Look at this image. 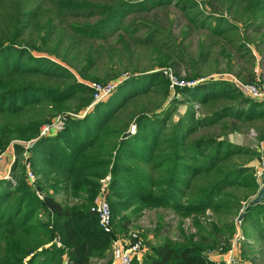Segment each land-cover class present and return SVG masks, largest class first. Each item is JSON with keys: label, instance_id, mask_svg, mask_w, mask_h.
I'll return each instance as SVG.
<instances>
[{"label": "trees", "instance_id": "16d2710c", "mask_svg": "<svg viewBox=\"0 0 264 264\" xmlns=\"http://www.w3.org/2000/svg\"><path fill=\"white\" fill-rule=\"evenodd\" d=\"M230 2V10L237 6L234 9L237 14L242 7L248 12L244 20V23L249 21L248 26L264 16V0ZM173 4L194 21L191 16L194 7H198L197 0H109L103 4L59 0L58 10L98 9L100 19L74 24V30L83 38L104 39L111 31L119 30L129 15ZM30 5L31 0H0V11L6 15L2 14L3 28L10 33L0 36V118L6 119L0 125V153L16 141L38 139L42 127L59 113L87 112L93 103V91L79 81L78 75L82 80L106 83L119 78L113 58L110 73H106L107 81L91 75L93 69L99 68L98 55L89 52L82 59L85 62L81 67L75 65L73 58L78 53L68 58L71 45L63 49L65 57L61 58L70 65L53 60L50 57L60 56L57 53L60 39L48 52L49 57L34 55L33 51L43 53L53 36V19L44 25L42 46L22 42L24 28L36 14ZM201 24H207L214 36L229 43L232 36L239 35L238 25L224 15L209 24L206 19L202 20ZM143 26L145 31L137 28L136 32H143L141 38L152 39L157 31ZM119 37L124 42V36ZM111 54L108 52L109 57ZM206 54L202 46L198 59L192 60L194 69L200 60H205ZM220 54L229 56L222 47ZM159 65L172 68L178 74L175 62L163 61ZM189 78L204 77L196 70ZM238 78L245 83L257 80L255 73L248 80L239 74ZM147 94L161 98L152 108L122 120L128 104ZM185 94L191 103L207 107L209 113L196 118V112L190 109L186 117L171 124L177 108L175 103L161 111L168 100L169 81L162 73L152 70L131 77L108 102L89 109L82 120L66 115L63 132L43 137L29 149L27 162L39 178L35 187L27 180V162L22 157L25 148L17 145V158L12 167L16 184L0 179V264H66L65 261L92 264L94 259L107 256L112 242L124 235L120 232L126 230V223L132 218L137 221L146 210L160 209L181 218L180 238H163L157 244H148L149 250L142 262L132 264H216L209 253L228 248L237 231L234 219L241 213L244 235L252 230L257 236L255 245L263 246L264 201L251 206L260 185L256 169L250 163L258 158L259 165L263 164L264 151L238 147L228 136L235 131H248L264 119V103L244 99L233 84L215 79ZM23 116H28L29 121L15 122ZM133 124H136V133L123 139ZM215 126L221 127V134H200L202 129ZM259 131V140L264 142V129ZM109 176L111 233L100 227L92 209L101 180ZM37 191L42 193V199ZM64 192L80 203L69 205L59 201L57 195ZM40 213L46 220L38 217ZM208 213L214 216H207ZM188 218L193 222L191 234L182 228ZM161 230L163 225L159 226L158 231ZM246 247L250 244L244 245L243 252Z\"/></svg>", "mask_w": 264, "mask_h": 264}, {"label": "rangeland", "instance_id": "374dc122", "mask_svg": "<svg viewBox=\"0 0 264 264\" xmlns=\"http://www.w3.org/2000/svg\"><path fill=\"white\" fill-rule=\"evenodd\" d=\"M58 1L59 0H31L30 8L34 9L36 14L32 20L26 24V27L24 28V34L21 37L22 42H34L42 46V36L46 32V27H44V25L48 19H53V36L48 41L47 45L44 46V52L38 53L37 51H33V54L37 56L43 54V56L49 57L50 54L48 52L55 48V44L58 43V40L60 39L61 44L57 48V53L60 55L59 56L57 54L59 58L56 56H52L50 58L60 62L62 65H70L64 62L61 58L65 57V52L63 49H65L67 45H71L68 58H72V55L78 53L77 58H73V63L81 67L85 62H82V59L86 57L87 53L92 52L94 56L98 55L96 60L97 66L99 68L93 69L91 75L98 77L101 81H103V79L107 81L105 78L106 73H110L109 67L112 64L111 58H113L115 61V71L119 74V77H121L123 74L140 75L142 72L148 73L152 70L162 73L161 71L164 69V67L161 68L159 63L163 61H170L176 63L174 69H176L177 73L179 74H177V76L183 80L194 79L189 78V74L196 72V70L202 73V77H212L215 75L224 74L238 77L239 74L245 80L251 79L252 73H256V70H258L260 76H262L261 78H264V43H260V40L264 39V16H260L257 21L254 19L252 25L248 26L249 21L244 23L248 12H245L242 7L241 12L237 14V12L234 11L237 6H234L232 10H230V0H197L198 7H194L191 16L194 21H191L180 9V7L175 6L174 4L171 6L153 9L149 12L131 14L123 20L119 30L111 31L104 39L83 38L74 30V24L82 25L85 23H94L100 19L101 14L99 13L98 9L82 11L66 10L61 12L58 10ZM88 1L97 4L109 2V0ZM2 14L6 16L3 10L0 11V36L4 33L9 35L10 33L5 32V28H3V26H5L3 25L5 17ZM223 15L230 22L236 23L238 25L239 35L234 37L232 36L231 43L225 41L224 38L214 36L210 32L207 24L204 26L201 24L202 20L206 19L207 23L209 24V22L216 21V19H219V17ZM148 24L150 26H148ZM143 25H147L149 29H155L157 31L152 39L141 38L143 32H136L137 28L140 31H145L146 27ZM126 29H129V31H126ZM120 34L124 36V42L123 40L119 39ZM140 39H143L144 41L146 40V42L141 43L139 41ZM127 44L128 46H126ZM72 45H74L73 48ZM202 46H204L207 53L205 60H200L196 66V69H194L191 65L192 60L198 59L199 51L201 50ZM221 47L222 49H227L229 56L220 54ZM126 48L128 50H126ZM108 52H112L113 54H111L109 57ZM230 66L231 71L229 68ZM72 71L75 73V75H77L76 70L73 69ZM78 79L84 84L91 85L93 83H98L97 81L93 80H82L79 75ZM167 81L169 80L167 79ZM187 90L193 89H184V92ZM114 95L115 94L108 98L106 102H108ZM240 95L245 99L244 94ZM160 98V95L152 94L139 97L134 102L128 104V107L121 119L126 120L133 113L136 114L137 112L139 113L144 109L152 108L154 103L159 102ZM184 99L185 100L180 103H175V107L177 108L175 114H173L171 124L186 117L187 112L190 111V109H194L196 112V118H201L203 114L209 113V109H207V107L198 103H191L186 94ZM170 105L167 106L165 103L161 111L168 110ZM74 111L75 110H69L59 113L51 122L53 123L54 121L58 120L59 117L61 118L63 116L69 115ZM83 115L81 114L80 116ZM5 120L6 119L0 118V125L5 123ZM7 121L11 122V120ZM28 121V116H23L15 120V122ZM228 121L230 122L232 120ZM259 129H264V119L259 120L256 125L250 127L248 131H235L231 133L228 136V140L238 147L240 144H235L237 138L247 141L251 146H246L243 148L257 152V148L260 146L259 142H261L259 140ZM210 133L221 134V127L215 126L208 129H202L200 132V134L204 135ZM27 142L30 141H17L18 144H15L13 148H10V152L5 164L0 167V176L3 177L5 174L8 175L4 180H10L14 183V185L16 182L13 178L12 167L17 158L15 148L17 145L23 146L25 148V151L22 154L24 159L23 161L25 163L28 161L30 156V150L26 148ZM25 153H27V156H25ZM257 159L258 158H255L250 164L256 169L255 176L261 189L264 183L262 182L263 176L259 174V171L263 169V166L262 164L254 166V163L257 162ZM26 171L32 172L29 162L26 163ZM33 175L35 176V182H38L39 178L37 175L34 173ZM27 180L35 187V182L30 180L29 175ZM107 184L109 185V179L106 183V187ZM36 194L39 198L42 197V193L37 191ZM253 198L254 197H252V199ZM57 199L61 202H66L69 205L80 203V200H74L68 193L65 192L57 195ZM209 215L211 217L213 214L208 213L207 216ZM38 217L42 220H46V217L43 216L42 213H40ZM160 225H163V230L158 231ZM180 225L181 218L171 211L162 209L153 211L146 210L137 221H135V218H132L128 223H126V230L120 232L124 235H120V237L122 239H127L129 238V234L132 232H138L140 233L144 244H146L148 251V244H157L159 243L160 239H179L181 236ZM192 225V220L188 218L183 221L182 228L187 234H191L193 233L191 228ZM248 232L249 233L246 235V238L248 243H251L249 238H254L255 234L250 229ZM232 239H234V237H232ZM243 244L244 243H242L240 249L242 263L246 261L249 264H264V243L263 246L261 244L257 247L254 245L256 249L253 248L251 252L246 251L245 253L242 250L244 247ZM112 251L113 242L111 249L107 253V256L105 258L94 259L92 264L111 263Z\"/></svg>", "mask_w": 264, "mask_h": 264}, {"label": "built area", "instance_id": "2783aa9c", "mask_svg": "<svg viewBox=\"0 0 264 264\" xmlns=\"http://www.w3.org/2000/svg\"><path fill=\"white\" fill-rule=\"evenodd\" d=\"M161 72L166 77V79L169 80V96L166 102L167 106H169L170 104L172 105L173 103H180L184 101V89H195L199 85H202L212 79L229 82L235 86V88L240 94H244L245 99L256 103H264V81L260 77H257V80L254 83H245L240 80L237 76L229 74L215 75L212 77H204L196 80H183L179 76H177L175 71L171 68H164ZM133 76L134 75L132 74H123L117 80L112 82H98L93 83L91 85L86 84L93 91V103L89 109L99 103L106 102L108 98H110L113 94L118 91L120 86H122L127 80H129ZM85 114H82L83 116L72 114L71 116H74L77 119H82L84 118ZM66 121V116H63L61 118L59 117V119L54 121L53 123L51 122L47 125H44L41 129L40 136L38 137V139L27 142L26 148L30 149L37 140L43 137H52L63 132L66 127ZM15 144H18L17 141L14 142L6 151L0 153V167L5 164L8 158V154L10 152V148H13ZM259 144L260 146L258 148L259 151L262 153V151L264 150V142H259ZM25 156H27V153H25ZM262 166L263 169L259 171V174L263 176L264 160ZM28 175L30 177V180L35 182V176L33 175V173L29 171ZM7 176L8 175L6 174L3 177L0 176V179H5ZM108 179L109 185L107 184L106 187ZM109 186L110 176L104 180H101L100 192L97 198L95 199L93 207V211L98 216L100 227L107 233H111L113 231V215L108 200V194L110 189ZM235 224L237 227V231L233 236L234 239L231 240V243L228 248L225 247L226 250L223 251V247H221L220 250L218 249L219 251L217 250L214 252H210L212 254H209L210 256H220V259L215 261L216 264H242L240 257L241 245L242 243H244V246L246 242L247 244H249L246 236L244 235L241 229V225L243 224L242 213L235 219ZM57 244L59 247L61 246V243L58 242ZM147 252V246L146 244H144L140 233L133 232L131 233L130 239H122L120 237L116 238L113 241V251L111 259L112 261L110 264H132L134 261L142 262ZM65 262L67 264V261Z\"/></svg>", "mask_w": 264, "mask_h": 264}, {"label": "crops", "instance_id": "0c3cea01", "mask_svg": "<svg viewBox=\"0 0 264 264\" xmlns=\"http://www.w3.org/2000/svg\"><path fill=\"white\" fill-rule=\"evenodd\" d=\"M255 76L256 77H260V74H259V72H258V70H256V73H255ZM238 141V142H237ZM235 144H240V146L241 147H246V146H251L250 145V143L249 142H247V141H244V140H241V139H239V138H237L236 139V143ZM239 146V147H240ZM257 165H259V162L257 161V162H255L254 163V166H257ZM249 236V235H248ZM257 238V236H255L254 238H249L250 239V241H251V243H249L250 244V247H246L245 249H244V253L246 252V251H248V252H251V250H253V248H255L256 249V247L258 246V245H256V247H254V245H255V239ZM243 253V254H244ZM244 256V255H243ZM212 257V259L214 260V261H217V260H219L220 259V256H218V255H212L211 256ZM245 257V256H244ZM246 258V257H245ZM242 264H249L248 262H246V261H244V263H242Z\"/></svg>", "mask_w": 264, "mask_h": 264}, {"label": "water", "instance_id": "95a60500", "mask_svg": "<svg viewBox=\"0 0 264 264\" xmlns=\"http://www.w3.org/2000/svg\"><path fill=\"white\" fill-rule=\"evenodd\" d=\"M136 133V124H133L129 130V132L125 133L123 135V139H127L131 136H133ZM262 181L264 183V175L262 177ZM264 201V184L262 188L260 189L258 195L254 197V199L251 202V206H256L258 204H261Z\"/></svg>", "mask_w": 264, "mask_h": 264}]
</instances>
